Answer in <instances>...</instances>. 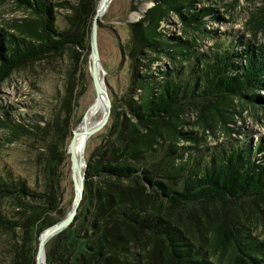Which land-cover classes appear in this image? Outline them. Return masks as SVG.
I'll use <instances>...</instances> for the list:
<instances>
[{
	"label": "trees",
	"instance_id": "obj_1",
	"mask_svg": "<svg viewBox=\"0 0 264 264\" xmlns=\"http://www.w3.org/2000/svg\"><path fill=\"white\" fill-rule=\"evenodd\" d=\"M8 1L26 17L13 26L18 35L0 22V85L49 56L69 54L74 62L61 104L43 127L6 125L13 134L33 136L47 155L42 190L0 171V201L11 199L18 208L14 220L0 216V228L19 233L12 264H36L40 235L71 210L62 208L55 165L66 157L77 126L83 94L77 64L81 55L89 62L100 0H0V6ZM154 1L128 24L130 87L113 102L108 133L86 160L79 212L47 243L46 264H264V241L250 229L254 221L264 224V135L255 153L235 145L209 155L192 149L193 155L181 145L198 143L185 131L191 110L204 132L216 125L230 131L235 100L264 116V44L242 36L229 48L198 56L193 44L167 38L162 26L176 15L186 28L201 30L210 13L195 9L194 0ZM164 57L181 65L160 69Z\"/></svg>",
	"mask_w": 264,
	"mask_h": 264
},
{
	"label": "rangeland",
	"instance_id": "obj_2",
	"mask_svg": "<svg viewBox=\"0 0 264 264\" xmlns=\"http://www.w3.org/2000/svg\"><path fill=\"white\" fill-rule=\"evenodd\" d=\"M194 1L195 9L211 14L205 18V24L200 27L201 30L186 28L179 17L173 15L162 26L167 38L188 41L193 44L192 50L198 56L229 48L235 45L234 41L238 37L242 36H245V40L252 44H264V18L257 20L261 9L264 8V0ZM154 5V0H112L107 13L101 18L98 30L99 54L112 102L116 100L120 102L130 87V61L127 55L124 56V50L126 53L130 41L128 24L138 22ZM132 7H135V10L132 11ZM60 13L63 12L60 11ZM0 15V22H3L5 27L11 28H7L11 33L18 35V31L13 26L21 23V20L26 17L24 12L13 2L8 1L0 6ZM253 30H256V35H253ZM88 54V64L82 63V55L77 64L78 91H83V94L77 98L75 129L96 99L90 73L91 50ZM162 61L163 64L158 67L163 70H173L181 65L179 60L170 61L167 57H164ZM189 63L184 61L183 65L187 66ZM73 66L74 62L69 54L49 56L40 62L16 70L0 85V171L11 177L21 178L32 189L42 190L47 182L46 151L42 148V144L33 139V136H27L26 132L13 134L6 125H9V122H15L31 131L38 124L43 127L61 104L66 91V73ZM260 93L264 95L263 91ZM233 107L234 110L229 114L233 118L228 124L230 131L225 130L222 125H216L213 130L204 132L199 125L195 124L197 112L189 111L185 117L189 122L185 131L194 133L193 136L198 138V143L190 141L181 145L189 147L192 154V149L201 150L203 154L209 155L217 149H226L235 145L245 149L251 146L252 153H255L259 138L264 135L263 113L252 106L241 105L238 100H235ZM101 117L102 114L95 120ZM110 125L111 117L109 123L92 136V142L88 141L86 160L90 151L100 144L108 133ZM67 155L56 163L55 175L59 181L57 188L62 194V208L72 209L75 189L71 158L68 152ZM82 169L84 171V165ZM17 209L16 203L11 199L0 201V216L14 220ZM250 229L257 234L259 241H264V224L254 221ZM18 235V231L0 228V264L13 263L18 250L16 248L21 247ZM23 254L25 257V253ZM209 261L213 264L227 263L225 259L220 263L215 259Z\"/></svg>",
	"mask_w": 264,
	"mask_h": 264
},
{
	"label": "water",
	"instance_id": "obj_3",
	"mask_svg": "<svg viewBox=\"0 0 264 264\" xmlns=\"http://www.w3.org/2000/svg\"><path fill=\"white\" fill-rule=\"evenodd\" d=\"M112 0H100L99 4L97 6L96 14L93 18V25H92V31H91V78L93 81V85L96 91V99L94 103L90 106V108L85 113L81 123L78 125V127L73 131V137L71 139L68 153L71 158V164H72V180L74 183V189H75V198L73 202L72 209L67 214V216L59 221L54 226L48 228L45 230L39 238V248L38 253L36 256V264H46L47 263V256H46V245L47 243L53 239L58 234L62 233L64 230H66L75 220L79 208L81 205V202L84 197V191H85V180H86V171H87V162L85 158L86 154V147L89 139L101 131L108 123L112 114L113 109V102L111 100V97L109 95V92L107 88L104 87V82L101 80V71L103 73V76L105 78V71L102 67L101 60H100V54H99V45H98V30L101 23V18L104 16V13L110 6ZM146 13V12H145ZM106 80V79H105ZM103 93L105 95L106 101H107V110L101 120L95 124L93 127H87V120L88 117L93 111L98 102H99V96ZM83 139V146L80 152V157L77 155V143L78 139ZM81 163L85 166V169L83 171V175H81ZM44 258V261L42 259Z\"/></svg>",
	"mask_w": 264,
	"mask_h": 264
},
{
	"label": "bare ground",
	"instance_id": "obj_4",
	"mask_svg": "<svg viewBox=\"0 0 264 264\" xmlns=\"http://www.w3.org/2000/svg\"><path fill=\"white\" fill-rule=\"evenodd\" d=\"M108 9H109V7H108ZM108 9L104 13V15L107 13ZM101 73H102V71H101ZM100 77H101L102 82H104V87L107 88L106 80H105V78L103 76V73L100 75ZM106 110H107V101H106L105 95L103 93H101L100 96H99V102H98L96 108L93 111H91V113H90V115L88 117L87 127L90 128V127H93L95 124H97L101 119H99V120H95V119H98V116L100 114H102V117H103V115L105 114ZM82 146H83V139L81 137V138L78 139V143H77V155L79 157H80V152H81ZM82 166H83V164L81 163V175H83ZM42 261H44V258L42 259Z\"/></svg>",
	"mask_w": 264,
	"mask_h": 264
}]
</instances>
